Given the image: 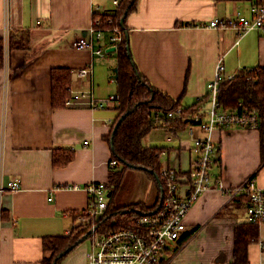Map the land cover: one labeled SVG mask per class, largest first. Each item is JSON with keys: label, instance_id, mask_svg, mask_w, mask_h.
Here are the masks:
<instances>
[{"label": "crops", "instance_id": "crops-1", "mask_svg": "<svg viewBox=\"0 0 264 264\" xmlns=\"http://www.w3.org/2000/svg\"><path fill=\"white\" fill-rule=\"evenodd\" d=\"M121 1L0 0V37L4 43L0 180L4 186L14 179L21 182L20 189L0 194V264H42L50 255L44 249V238L69 234L88 210L86 185L93 181L108 185L111 173L119 170L121 163L110 164L109 135L119 113L116 104L93 108L82 99L54 108L52 69L66 67L73 74L93 65L90 79H75L71 74L70 92L90 89L98 98L118 94L115 68L119 59L117 47L112 49L113 32L104 31L95 42L96 47L106 49L104 56L76 48L73 41L87 32L96 14L114 13ZM256 1L137 0L125 22L134 64L153 86L181 99L184 106H193L207 95V83L218 60H223L229 73L264 68V34L260 30L241 34L233 27L200 25L237 11L248 15ZM10 40L26 46L10 48ZM199 107L207 108L208 102ZM191 128L195 135L204 133L190 122L171 130L159 119L144 137L146 146L165 150L160 155L161 164L178 168L185 179L197 160ZM211 138L216 146L213 185L190 207L185 218L189 237L179 245L172 243L162 264H237L236 227L250 222L249 200L244 193L223 192L216 181L222 180L224 188L233 189L255 176L264 190L261 132L259 128L230 126L212 130ZM65 149L73 152V158L64 166H55V150ZM139 169L144 193L136 197L131 193L126 200L116 202L114 196L123 192L121 185L113 183L114 195L108 185L109 203H141L150 211L155 209L160 189L148 170ZM187 189L183 182L180 191ZM257 237L247 244L245 264H264V222L259 224ZM82 242L64 256L66 264H88V250L80 247Z\"/></svg>", "mask_w": 264, "mask_h": 264}, {"label": "built area", "instance_id": "built-area-1", "mask_svg": "<svg viewBox=\"0 0 264 264\" xmlns=\"http://www.w3.org/2000/svg\"><path fill=\"white\" fill-rule=\"evenodd\" d=\"M109 22H112L111 17ZM200 25L216 28L233 27L241 34L257 29L264 34V3H252L248 15L237 11L235 15L215 17ZM106 30L113 32L111 40L117 47L123 37L120 26L114 25L108 29L103 26L100 18H94L86 34L75 39L73 46L79 49H90L104 56L106 51L101 47H96L95 42L103 36ZM92 74L93 65H88L74 70L72 75L75 79H90ZM235 77V73L226 71L223 60H218L215 74L207 83L208 107H200L193 113L184 114V107L179 106L166 113L170 118L187 119L191 124L198 125L203 130L204 133L200 136L194 134L193 128L190 129L191 140L194 143L193 149L197 154L196 164L190 170L188 179L184 178L182 171L178 168L162 164L159 176L163 182V192L159 206L153 211L140 212L133 226L100 232L97 221L103 218L108 211V187L105 182L97 181L86 185L90 202L87 214L82 220L85 226L89 227L88 230H93L89 236L92 240V247L88 253L90 264H162L163 255L170 245L172 243L179 245V241L188 230L185 218L190 207L204 191L213 185L212 169L216 146L211 138L212 130L230 126L257 129L261 126V115L257 107H248L243 102H239L233 108L222 106L220 102L221 83L223 80ZM82 99H87L93 108H104L112 103H115L117 108L120 105L118 94L98 98L90 89L71 90L66 104L71 106ZM164 153L165 150H162L160 155ZM117 163L118 160L115 158L110 160L112 166ZM183 182L187 183L186 192L180 191ZM216 185L228 194L244 193L249 200L247 208L249 221L258 224L264 222V190L257 184L255 176H250L240 186L233 189L224 188L222 180H217ZM20 188L19 179L9 181L7 186H4L0 180V194L5 190L15 191Z\"/></svg>", "mask_w": 264, "mask_h": 264}, {"label": "trees", "instance_id": "trees-1", "mask_svg": "<svg viewBox=\"0 0 264 264\" xmlns=\"http://www.w3.org/2000/svg\"><path fill=\"white\" fill-rule=\"evenodd\" d=\"M137 0H122L120 6L114 13H102L95 18H100L103 26L112 28L118 25L121 28L123 37L117 44L118 50V88L120 105L118 106V116L115 124L125 115V118L119 125L117 131L113 130L109 135L112 148V158L118 160L123 166L122 170L112 172L108 185L111 195H114L115 189L112 184L120 186L123 181L124 170L129 164H136L153 169L158 177L148 170L150 176L154 177L157 182L158 189L162 194L163 182L159 173L162 166L160 153L162 148L146 146L144 137L158 124L159 119L171 126V130H178L184 127L189 121L182 117L170 118L166 113L176 109L179 106L184 107V114H190L197 111L202 103H207L208 94L193 106H184L181 99H174L167 93L153 86L150 81L144 77L134 64L132 56H129L127 46L129 41L125 34V28L122 27L121 20L124 18L126 22L127 15L135 8ZM257 3H264V0H257ZM112 22H109V18ZM126 26V24H125ZM3 38L0 37V67L3 64ZM23 47L25 43L15 44L10 40L11 47ZM72 70L66 67H55L52 69V98L53 107L58 108L67 106L66 101L69 98ZM220 102L224 108H233L239 102H243L248 107H257L261 115V157L264 163V68H244L236 74V77L230 80H223L221 83ZM73 158L71 150H55L54 165L64 166ZM107 185V187H109ZM161 200L158 201L156 207L159 206ZM155 207V208H156ZM149 209L142 206L141 203H132L125 206H117L109 203L106 215L97 222L100 232H109L123 226H133L135 218L140 212H148ZM87 214V210L84 212ZM250 223V224H249ZM239 224L236 227V263L245 264L247 256V244L258 238L259 224L249 222ZM77 227V226H76ZM67 235L46 236L44 238V249L49 252V256H45L42 264H60L64 256L56 257L71 244H76L88 231L89 228H81V225ZM190 233H186L179 241L183 243ZM77 246V245H76ZM75 246V247H76ZM246 259V260H245Z\"/></svg>", "mask_w": 264, "mask_h": 264}, {"label": "rangeland", "instance_id": "rangeland-1", "mask_svg": "<svg viewBox=\"0 0 264 264\" xmlns=\"http://www.w3.org/2000/svg\"><path fill=\"white\" fill-rule=\"evenodd\" d=\"M104 50L106 51V49H104ZM117 57H118V54H117ZM118 59H119V57H118ZM113 74H115V71L114 70L112 72V75ZM154 133H156V131H153L152 136H153ZM181 135H184V134L181 133ZM156 141H160V140H156ZM118 169L119 170H122L123 169V166L121 164H119ZM124 171L125 172H124V174L122 176V178H123V185H122V182H121V186H122V190L121 191L123 193L120 192L117 196H114V199L116 200V202H118L120 200L121 201L126 200V198L129 197V195L131 193H134V196L136 197V196H138V194H143L144 191H145V185H143L144 182L142 181V178L140 176L142 174L141 169L135 168V167H128ZM111 197L112 196H108V200H111ZM81 225L83 227H81ZM78 226H80L81 228H89L87 225H86L87 227L85 226L84 220H82ZM81 246L85 247V250H88V252H87V254H88L90 252V250H91V247H92V240L90 238H87L85 241H83L81 243L80 247ZM60 264H66L65 259H62V261L60 262ZM88 264H90L89 259H88Z\"/></svg>", "mask_w": 264, "mask_h": 264}, {"label": "water", "instance_id": "water-1", "mask_svg": "<svg viewBox=\"0 0 264 264\" xmlns=\"http://www.w3.org/2000/svg\"><path fill=\"white\" fill-rule=\"evenodd\" d=\"M121 24H122V27L125 28V34H126V37H127V41H129V33H128V31L126 30V26H125V23H124V18H122V20H121ZM85 34H86V32H85ZM85 34H84V35H85ZM115 48H116V46H114L112 49H115ZM127 49H128V54H129V56H132L131 51H130V46H129V45L127 46ZM115 70H116L115 77H118V67H116ZM124 118H125V115H123V116L119 119V121L115 124V126H114V130H113L114 133L117 131L119 125L121 124V122L123 121ZM129 166H131V167H135V168H136V167H137V168H144V169H146V170H149L151 173H154V174L158 177V174H157L153 169H149V168H146V167H144V166H138V165H136V164H129ZM109 195H110V193H109ZM161 197H162V196H161ZM92 231H93L92 229L88 230L87 233H86V234H85L80 240H78L76 244H71V245H70L69 247H67L64 251H62V252L56 257V260H57L59 257L64 256V255H66L67 253H69L70 251H72V250L75 248L76 245L80 244V242H82L83 240H86V239L90 236V234L92 233ZM54 264H55V263H54Z\"/></svg>", "mask_w": 264, "mask_h": 264}]
</instances>
